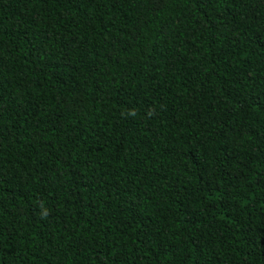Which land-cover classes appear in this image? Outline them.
<instances>
[{"label":"trees","instance_id":"1","mask_svg":"<svg viewBox=\"0 0 264 264\" xmlns=\"http://www.w3.org/2000/svg\"><path fill=\"white\" fill-rule=\"evenodd\" d=\"M0 264H264V0H0Z\"/></svg>","mask_w":264,"mask_h":264}]
</instances>
